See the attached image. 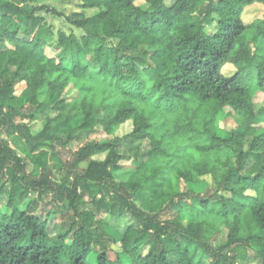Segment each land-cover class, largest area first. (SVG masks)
<instances>
[{
  "label": "trees",
  "instance_id": "trees-1",
  "mask_svg": "<svg viewBox=\"0 0 264 264\" xmlns=\"http://www.w3.org/2000/svg\"><path fill=\"white\" fill-rule=\"evenodd\" d=\"M137 1L0 0V264H264V128L216 131L227 108L264 119V17L243 18L264 0Z\"/></svg>",
  "mask_w": 264,
  "mask_h": 264
},
{
  "label": "rangeland",
  "instance_id": "rangeland-1",
  "mask_svg": "<svg viewBox=\"0 0 264 264\" xmlns=\"http://www.w3.org/2000/svg\"><path fill=\"white\" fill-rule=\"evenodd\" d=\"M38 1H40V0H28V2L31 5H36L38 3ZM137 3L140 5L146 6V3L144 0H138ZM64 9H65L67 14H72V13L78 11V9L76 7H74L73 5H66L64 7ZM41 14H45V13L41 12ZM262 17H264V5L260 4V3H255L253 5L248 6L243 13V18H244L245 22H247V23H250L257 18H262ZM47 19H48V22L53 25V29L56 33H58L60 30H62L64 32H66L67 34H70L72 32H74L77 35L82 34V31L80 29L73 26L71 23H69V21H67L64 18H59V17L53 16L52 14H48ZM211 29L215 30L216 27H212ZM46 50H47L49 55L53 54V51L51 49L46 48ZM235 71H236V67L233 64H227L223 67V73L227 76L234 74ZM253 101L255 102V105H256L255 111H257L258 109L264 108V93H262L260 91L257 92L254 95ZM70 115H71V112H70V110L67 109L62 114L54 116L52 118V120L50 121L51 128H52L51 130L56 131L57 128L63 127L64 124L67 122V120L70 118ZM216 125H217V130H216L217 134L221 138L229 139L231 137L238 136L239 139L244 141V143L248 147V145L250 144V141L253 139V129L254 130L263 129L264 128V119L259 120V122L256 124L248 125V123L245 122V120H243L231 108H227L221 113L220 117L218 118ZM41 128H42V121L39 120L35 124V130L38 132V131H40ZM98 135H103V134L100 131H98L96 133V135L93 134L91 136V138H95ZM99 137H103V136H99ZM11 144L17 150V152L20 155H22L23 157H26L25 149L27 148V144L22 138H20L17 135L12 136L11 137ZM60 151H61V157H62L63 161H67V160L71 159L70 150L61 149ZM52 169H53L54 177L56 179H60L61 174H62V170H63V165L58 164V163H54V164L52 163ZM132 171H133V165H132V163H128L127 166H125L123 169L117 171L115 173V176H116V178H118L120 180H126L129 178ZM189 186L194 188L196 191L204 192V191H207V190L214 188V181H213L211 175H205V176H202L200 178V181L198 184H196V185L193 184V185H189ZM39 202L44 207V212H43V210H42V212L45 214V211L49 209V207L47 206L48 204L46 202H43V201H39ZM137 204L146 210H152V208H154V207L158 208L160 205L159 203L154 204V203L148 201L147 199L138 200ZM107 219H108V221H110L111 225L114 228L119 229V231L120 230L123 231L125 229V226H126L125 224H126L127 218L124 219V217L114 218V217L107 216ZM146 251H147V249H145L144 252H146ZM251 252H252V250L250 249L249 253H251ZM113 256H115V255L113 254Z\"/></svg>",
  "mask_w": 264,
  "mask_h": 264
}]
</instances>
